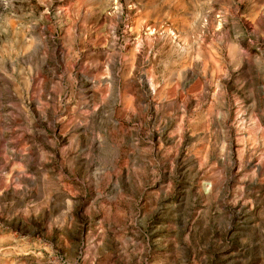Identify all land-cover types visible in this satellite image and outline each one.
<instances>
[{"label": "rangeland", "instance_id": "rangeland-1", "mask_svg": "<svg viewBox=\"0 0 264 264\" xmlns=\"http://www.w3.org/2000/svg\"><path fill=\"white\" fill-rule=\"evenodd\" d=\"M0 264H264V0H0Z\"/></svg>", "mask_w": 264, "mask_h": 264}]
</instances>
